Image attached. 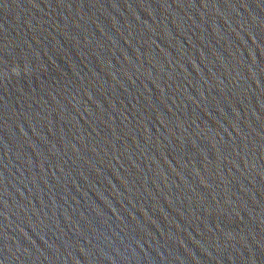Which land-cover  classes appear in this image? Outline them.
<instances>
[{"label":"water","instance_id":"1","mask_svg":"<svg viewBox=\"0 0 264 264\" xmlns=\"http://www.w3.org/2000/svg\"><path fill=\"white\" fill-rule=\"evenodd\" d=\"M0 264H264V0H0Z\"/></svg>","mask_w":264,"mask_h":264}]
</instances>
